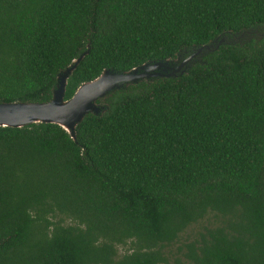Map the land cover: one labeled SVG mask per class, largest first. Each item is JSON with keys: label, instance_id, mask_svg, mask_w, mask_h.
<instances>
[{"label": "trees", "instance_id": "16d2710c", "mask_svg": "<svg viewBox=\"0 0 264 264\" xmlns=\"http://www.w3.org/2000/svg\"><path fill=\"white\" fill-rule=\"evenodd\" d=\"M253 32L264 0H0V103L48 102L84 53L65 100L105 70L180 62L225 37L180 74L114 90L75 140L54 124L0 127V264H264Z\"/></svg>", "mask_w": 264, "mask_h": 264}, {"label": "water", "instance_id": "95a60500", "mask_svg": "<svg viewBox=\"0 0 264 264\" xmlns=\"http://www.w3.org/2000/svg\"><path fill=\"white\" fill-rule=\"evenodd\" d=\"M249 33L240 34L239 37L249 35ZM253 33L258 37L264 36V33L262 35ZM223 43H225V37H218L212 44L197 49L180 62L178 57L171 63L167 61L151 65L144 64L125 73L105 70L93 81L80 85L72 97L65 100L67 79L87 54L84 53L57 76L56 88L48 102L0 103V127L22 128L31 124H54L61 127L75 140L76 126L88 113L97 115L105 106L101 103L103 99L110 96L114 90L144 79L168 78L180 74L194 58L216 50Z\"/></svg>", "mask_w": 264, "mask_h": 264}, {"label": "rangeland", "instance_id": "374dc122", "mask_svg": "<svg viewBox=\"0 0 264 264\" xmlns=\"http://www.w3.org/2000/svg\"><path fill=\"white\" fill-rule=\"evenodd\" d=\"M206 224V223H205ZM202 229L195 225L191 229H189L187 232L182 234L181 239L179 242L171 245L170 248L167 249L166 254L168 259L172 262L175 257H178L177 248L182 246V244L187 243L188 241H191L194 237L197 231H201ZM119 253H123V249H119Z\"/></svg>", "mask_w": 264, "mask_h": 264}]
</instances>
